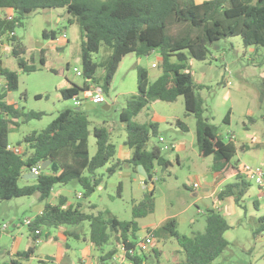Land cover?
<instances>
[{
  "label": "trees",
  "instance_id": "trees-1",
  "mask_svg": "<svg viewBox=\"0 0 264 264\" xmlns=\"http://www.w3.org/2000/svg\"><path fill=\"white\" fill-rule=\"evenodd\" d=\"M3 8H12L14 17L11 20L7 15L0 18V36L12 44L11 52L18 57V65L25 71H33L37 67L22 57L25 49L16 34L11 36L23 24L25 15L65 8L70 23L79 25L84 37L80 58L86 81L83 85L72 83L62 88L61 94L65 99L81 101L79 94L89 91L90 84H97L104 92L108 91L123 57L130 53L143 57L159 50L163 57V72L153 83L149 81L147 70L138 68V93L127 100L121 112L120 120L125 123L127 132L125 143L132 151L126 161L116 158L117 146L106 127L94 128L97 151L90 156V120L81 108H66L46 128L26 135L23 142L27 148L21 153L9 150L8 144H12L9 140L10 125L18 123L17 119L21 117L25 120L39 119L44 112H26L17 104L8 102V93L19 86V75L17 71L4 67L0 60V76L6 79V84L0 86V201L38 194V199L45 202L42 213L30 218L32 221L28 225L35 243L39 236L48 237V234H35L38 229L42 231L45 227L59 228L89 222L90 240L101 251L97 264L111 259L122 243L128 247L135 245L140 230L136 219L148 213L154 189L149 190L148 202L134 206L135 219L129 221L105 216L102 211L87 213L82 210V203L68 205L69 199L65 195L56 201L50 198L56 185L73 180H77L84 189L82 198L90 196L101 183L98 169L109 163H112L107 169L109 172L124 164L138 172L139 165H143L154 183L157 165L166 167L170 161L162 157L159 147L148 148L151 136L158 133V123L143 124L135 121L134 117L154 101L173 102L179 96L184 97L187 113L197 118V144L201 155H213V172L226 176L237 174L233 182L219 191L218 199L232 198L242 206L252 182L238 173L237 166L231 165L237 152L234 139L224 140L217 127L204 117V99L198 92L204 85L194 82L186 70V51L197 60H206L210 44L233 36H241L246 45L264 47V0H205L202 3L196 0H0V9ZM57 36V31L43 33L46 39ZM103 44L110 49V55L98 63L92 54L99 52ZM173 56H176V62L172 61ZM40 63L45 64L43 56ZM100 66L104 68L102 78L96 76ZM230 115L231 111L226 115L227 121ZM177 124L187 130L181 120H177ZM14 145L21 146V143ZM241 149L247 150L250 146L242 145ZM48 160L58 164L56 172L50 167H41L35 183L20 186L19 181L26 172ZM255 206L258 207L257 201ZM91 207L96 208V205L91 204ZM152 209L153 204L150 205ZM260 220L263 223L260 230H264V216ZM206 224L204 232L186 235L178 231L177 220L170 218L161 226L160 232L152 231L157 237L168 232L177 240L186 258L175 264H213L229 246L225 233L231 225L222 211L215 207L207 209ZM66 234L71 235V232ZM35 247L32 245L17 256L29 258ZM8 252L10 263L0 261V264H23ZM150 252L133 258L134 264H162L161 250L154 245Z\"/></svg>",
  "mask_w": 264,
  "mask_h": 264
},
{
  "label": "rangeland",
  "instance_id": "rangeland-1",
  "mask_svg": "<svg viewBox=\"0 0 264 264\" xmlns=\"http://www.w3.org/2000/svg\"><path fill=\"white\" fill-rule=\"evenodd\" d=\"M60 12H63V19L58 22ZM0 15L4 16L5 13L0 10ZM67 16L69 15L60 9L39 10L25 15L23 24L16 28L17 38L27 47L22 57L29 64L36 65V70L25 71L20 68L18 57L12 52L0 54L2 65L17 71L19 75V86L8 93L7 100L15 101L26 112H44L39 119H17L18 123L10 125L9 140L14 144L20 142L24 150L27 148L23 142L26 135L46 128L66 108H81L90 120L89 151L90 156H93L97 151L93 133L95 127L110 130L112 142L117 148L126 140L125 123L120 120V115L127 100L138 93V68H145L150 83H153L163 72L162 62L154 60L155 55L152 53L141 57V63L137 62L136 55L124 56L111 86L108 91H103L106 102L90 103L89 92L81 91L78 96L81 105H76L73 98L62 97L61 89L72 83L83 85L86 81L84 75L79 76L74 71L75 67L82 71V65L76 59L80 55L84 37L79 25L70 23ZM63 30L67 33L68 43L66 41L62 44L43 37L45 31H57L61 37ZM44 43L46 46L41 51L40 47ZM42 54L46 57L44 65L40 63ZM109 55L110 49L103 44L99 52L92 54V58L101 63ZM186 55V70L191 73L194 82L204 85L198 91L204 99V117L217 127L224 140L227 141L234 135L237 152L231 165L237 166L238 171L244 165L264 167V47L246 45L241 36H233L210 44L206 60H197L188 51ZM103 75L104 68L100 66L96 76L102 78ZM228 80L231 84H228ZM37 95L42 97L38 98ZM106 105L109 108H105ZM229 111L231 115L227 121L225 118ZM134 120L143 124L153 121L158 123V133L151 136L148 148L159 147L162 157L170 161L166 167L163 164L156 167L152 203L149 204L148 213L136 219L140 227L139 235L143 236L154 229L160 232L161 226L170 218L177 220V229L181 234L204 232L207 226V209L219 207L231 228L225 233L229 246L213 264H264V230H260L263 224L260 217L264 216V196L258 185L244 176L252 182V186L249 189L250 195L244 198L242 206L237 205L232 198H200L213 174L214 159L213 155L203 156L200 153L197 144V118L194 114L187 113L184 97L179 96L173 102L154 101L135 116ZM177 120L184 122L187 130L178 125ZM160 136L165 138V143L171 149H164V143L159 141ZM242 143L257 146L242 150ZM97 176L101 178V183L88 197H77L79 192H84L77 180L56 185L53 193L61 190L71 202L82 203V210L87 213L97 214L102 211L105 216L134 220V206L148 202L150 197V184H145V177L135 172L129 164L112 172L107 171L106 166L102 167L98 169ZM234 180L235 177L227 179L224 186ZM33 183L35 179L22 178L19 181L20 186ZM194 183H199L200 187L194 188ZM52 198L53 195L50 200ZM256 200L260 204L258 207L255 206ZM90 204L96 205V208ZM152 204L153 209L150 210ZM39 205L44 206L45 202L38 199V194L0 201V228L8 223V231L12 233L0 241V261L10 263L8 251L14 243L12 237L21 240V252L29 248L32 235L25 219L35 216ZM12 219L19 225L17 228L12 225ZM62 227L80 235V238L68 235L67 245H63L65 254L62 264H74L84 257L85 246L90 242V224L83 222ZM60 232L58 228L45 227L44 234L50 233L49 237L34 244L35 256L15 257L23 264H59L44 256L54 258L57 255L58 241L54 237L59 236ZM163 233L159 237L155 236V248L161 250L162 264H175L185 260V252L181 250L177 240L168 232ZM98 253L100 255L101 251Z\"/></svg>",
  "mask_w": 264,
  "mask_h": 264
},
{
  "label": "crops",
  "instance_id": "crops-1",
  "mask_svg": "<svg viewBox=\"0 0 264 264\" xmlns=\"http://www.w3.org/2000/svg\"><path fill=\"white\" fill-rule=\"evenodd\" d=\"M198 3H202L203 1H205V0H196ZM54 10H58V9H60L61 11H64V12H66L67 13V11H66V9L65 8H53ZM1 11H3L4 13H5V15L4 16H6L7 14H9V13H12L13 12V9L12 8H3V9H0ZM67 15H68V13H67ZM3 15H0V18H3L4 17ZM68 17V16H67ZM62 19H63V12H60V13H58V22H61L62 21ZM15 34H16V36H17V33L15 32ZM51 39V38H50ZM53 40V39H52ZM67 41V43H68V39H66V40H63V43L62 44H64L65 42ZM21 43L23 44V47H24V49H25V51H26V49H27V47L24 45V43L21 41ZM44 46H46L45 45V43L43 44V45H41V47H40V50L41 51H43V48L42 47H44ZM12 51V44L11 43H5V45L4 46H1L0 47V54H8V53H10ZM131 56V55H136L135 57H136V59H137V62L138 63H141L142 62V58L141 57H139L137 54H135V53H130V54H128V55H126V56ZM151 55V54H150ZM149 55V56H150ZM152 55H155V57H154V60H157V61H161L162 62V59H163V57H162V55H161V52L159 51V50H156V51H154L153 53H152ZM43 56V59H44V61H46V57L44 56V55H41L40 57H42ZM125 56V57H126ZM124 57V58H125ZM76 61L77 62H79V63H81V58H80V55H79V57L76 59ZM172 61H177V59H176V56H173L172 57ZM122 63H123V61H121V63H120V65H119V67L118 68H120L121 67V65H122ZM155 63V62H154ZM97 84H90V90L88 91L89 92V96L91 95V92H92V89L96 86ZM70 85H66L65 87H63V88H66V87H69ZM90 101V100H89ZM9 103H12V104H17L15 101H8ZM90 103H92L91 101H90ZM109 106V105H108ZM153 122H155V121H153ZM12 144H14V143H12ZM249 145L250 146V148H253V147H256L257 145H250V144H248V143H242V145ZM241 145V146H242ZM242 150H244V149H242ZM131 155H132V151H131V149H129V147L126 145V143H125V141L123 142V143H121L120 144V146H119V148H117V154H116V158L117 159H119V160H122V161H126V160H128V159H130V157H131ZM110 166H112V163H109L106 167H107V169L110 167ZM236 172H234V173H231V174H229V175H225V174H223V173H217V172H213V174H212V176H210V179L207 181V183H206V185H205V187H204V192L205 193H203L202 195H200V198L201 197H203V198H218V193H219V191L224 187V182L227 180V179H229V178H234V177H236ZM128 176V175H127ZM24 179H26V180H29V179H32V178H28V176H24ZM82 195V192H79L78 193V195H77V197L78 198H82V196L81 197H79V195ZM195 194H197V193H195ZM64 194L62 193V191L61 190H59V191H57V192H55L54 194H53V201H56L57 200V198L59 197V196H63ZM250 195V190L247 192V194H246V196L245 197H247V196H249ZM66 196V195H65ZM257 201V203H258V205H260L259 204V202H258V200H256ZM214 203V202H213ZM67 204L69 205V204H75V203H73V202H71L70 200H68V202H67ZM90 206H91V204H90ZM214 206H216V204L214 205ZM44 207H45V205L44 206H41V205H39L38 207H37V211H36V215L37 214H41L42 213V211L44 210ZM216 208V207H215ZM227 210V209H226ZM34 217V216H33ZM30 218H32V217H30ZM11 222H13V226L14 227H18L19 225L16 223V221H15V219H12V221ZM7 225H8V223H7ZM8 228H9V225L7 226V227H5V225H2V227L0 228V241L2 240V238L3 237H5V236H9V235H11L12 233L11 232H9L8 231ZM61 232L59 233V236H55L54 237V239L55 240H57L58 241V248H57V255L56 256H54V258H50L49 256H44L45 258H47V259H49V260H56V261H58L59 262V264H62L63 263V259H64V254H65V252H64V247H63V245L65 244V245H67V243H66V240H67V234H66V232H71V235H73L74 237H77V238H80L79 236V233H77V232H75V231H70L69 229H66L65 227H59L58 228ZM4 234V235H3ZM42 234H44V229L42 230ZM49 234L50 233H48V237H49ZM44 235H46V234H44ZM138 236H140L139 235V233H138ZM47 237V238H48ZM60 237V238H59ZM51 238V237H50ZM12 239H13V241H14V243L12 244V248H11V250H10V256H12L13 258H15V259H17L15 256H17V254H19V252H21V249H20V242H21V240L20 239H18L17 237H12ZM59 240H61L60 242H59ZM86 242H87V239H86ZM35 244V241L33 240V237H32V241H31V244L29 245V247L30 246H32V245H34ZM88 245V246H87ZM86 246H85V249H84V254H83V258H79L78 260V262H74V264H97V262H98V258H99V250H98V248L94 245V243H92L91 242V240H90V242L87 244ZM35 253H32L31 254V258L32 257H34L35 255H34ZM29 257V258H30ZM49 257V258H48ZM46 259V260H47ZM20 262H22V261H20ZM23 263V262H22ZM44 263H45V261H44Z\"/></svg>",
  "mask_w": 264,
  "mask_h": 264
},
{
  "label": "built area",
  "instance_id": "built-area-1",
  "mask_svg": "<svg viewBox=\"0 0 264 264\" xmlns=\"http://www.w3.org/2000/svg\"><path fill=\"white\" fill-rule=\"evenodd\" d=\"M8 19H12L14 17V11L12 13L7 14ZM15 35V32L11 33V36ZM67 39V33L65 30H63L61 37L57 36L55 39L56 41H59L63 43V40ZM6 43V37L0 36V47L4 46ZM74 71L79 75H83L82 71L75 67ZM228 84H231V81H227ZM6 84V79L4 76H0V86H3ZM89 99L91 102L95 104H100L106 102V98L104 96V92L102 88L99 85H96L91 92V95L89 96ZM76 105H81V101L78 99H74ZM234 139V135L231 136ZM159 141L161 143H164V149L169 150L171 149V146H169L167 143H165V138L160 136ZM8 149L13 150L16 153H21L23 150L21 146L14 145V144H8ZM41 165L34 166L31 169L32 174H38L40 171ZM238 173L242 176H245L249 178L251 181H253L255 184L258 185L260 193L264 196V167L260 165L256 166H249L244 165L241 167V169L238 171ZM146 184V183H145ZM194 188H199V183L193 184ZM82 195L80 194L79 197ZM220 209L219 207H217ZM221 210V209H220ZM31 219L27 218L25 219V223L29 225L31 223ZM8 225H5L7 227ZM41 230H36L35 234H41ZM155 234L154 232L148 231L145 235L139 236L138 239L135 242V245L132 247H128L125 243H122L120 246V249L113 255V257L107 261H105L103 264H134L133 258L136 256H140L144 253H148L152 251L154 245H155ZM43 240V236H39L36 240V243H40Z\"/></svg>",
  "mask_w": 264,
  "mask_h": 264
},
{
  "label": "water",
  "instance_id": "water-1",
  "mask_svg": "<svg viewBox=\"0 0 264 264\" xmlns=\"http://www.w3.org/2000/svg\"><path fill=\"white\" fill-rule=\"evenodd\" d=\"M105 108H109V106L106 105ZM77 109H79V108H77ZM41 167H42V169H47L48 167H50L55 172L59 168L58 164L52 162V160H48L46 162H43ZM138 172L140 174H142L145 177V179L147 180V182L150 184V188L149 189L153 190L154 189V183L152 182L151 177L149 176V174L147 173V171H146V169L144 168L143 165H139ZM25 176H28V178H32V179H37L38 178L37 174H32L31 172H26Z\"/></svg>",
  "mask_w": 264,
  "mask_h": 264
}]
</instances>
